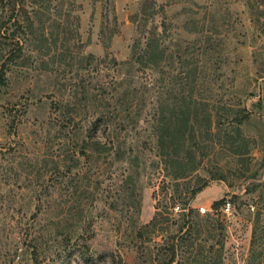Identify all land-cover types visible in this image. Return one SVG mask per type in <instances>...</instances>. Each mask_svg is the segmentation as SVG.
Wrapping results in <instances>:
<instances>
[{"label": "rangeland", "instance_id": "rangeland-1", "mask_svg": "<svg viewBox=\"0 0 264 264\" xmlns=\"http://www.w3.org/2000/svg\"><path fill=\"white\" fill-rule=\"evenodd\" d=\"M9 2L0 0V16ZM24 7L0 33V70L23 48L0 78V264H264V0H26ZM149 33L162 37L169 79L188 60L206 61L189 117L198 139L183 114L161 131L165 150L182 151L181 160H161L144 120L111 142L101 127L102 143L82 149L90 115L118 86L113 78L146 79L148 71L125 62ZM239 106L248 116L241 125Z\"/></svg>", "mask_w": 264, "mask_h": 264}, {"label": "trees", "instance_id": "trees-1", "mask_svg": "<svg viewBox=\"0 0 264 264\" xmlns=\"http://www.w3.org/2000/svg\"><path fill=\"white\" fill-rule=\"evenodd\" d=\"M25 1L26 0H10L9 8L7 11L8 15L0 16V33L1 31H3V27H5L7 23L12 21L13 18L18 20V16L21 12V3L22 11L25 10ZM29 24H31V22L28 23V25ZM141 35H147L144 36L146 39L143 42L144 46L141 43V38L143 36L137 38L134 42V49L132 51L131 57L125 63L131 67L137 66L138 70L144 69L145 71H148L146 72V79L137 81L134 85H132V78L127 79L126 77L125 79L121 80L113 78L112 84H118V86H116V89L112 91L110 96L106 95L103 97L105 99V108L96 110L92 112V116L90 115V124L92 126L90 125V129L85 136L86 139L83 140L84 143H82L81 147L82 149H85L90 145L89 143H93V141H96L98 145L99 142L102 143L101 140H95V137L97 135L96 133L101 129V127H103L102 129L104 130V132L106 131L107 137L110 139V141H108L111 142L113 141V138L119 137L118 133H120V131L128 132L138 129L139 125L144 120V122L151 124V127L153 129L152 133L154 134L153 139L156 140L157 147L159 149L157 155L160 156L161 160H164V163H166L167 160L171 158L181 160V156L183 155L182 151L178 150L173 154L172 152L165 150L164 141L166 140L167 136L161 131L165 128L171 129L172 126L170 124L172 123L174 118H177V120H174V122L176 121V123L178 124L179 120L181 119V115L183 118V114H185V120L187 125H189V131L192 139H198L199 135L197 134V132H199V129H197L195 122L189 119V117L191 110L193 108H198L197 103L199 102V100L198 98L194 97V93L197 94L200 90L201 82L196 77V75L201 71L199 69V65L203 66L204 62L206 61L204 59H200L199 57L195 60H188L186 64L182 65L183 67L188 69L183 70L184 68L182 69V67L178 68L176 72H172L173 76L171 77V79H169L168 72L164 68L165 64H163V55L166 51L165 48L161 45L162 37L160 38L159 36H155V33ZM205 42H207V40ZM205 42L203 43L204 45H200V53H202L203 55L209 53ZM21 52H23V48H20L19 50L14 49L10 52V55L7 59L14 61L22 55ZM180 57L183 56L180 55ZM7 59L3 62L0 70V78L2 82L5 81L8 69L6 64ZM183 61L185 60L182 59V62ZM117 64L119 65L120 63L117 61ZM157 74L159 76L158 78H156ZM154 80H156L155 83ZM150 82L151 85L149 84ZM153 84H155L154 87H156L157 99L156 105L153 108V117L148 118L146 115L143 116V113L144 109L147 108V92L152 89ZM222 105L223 109L226 111L234 110L233 106L231 104H228L227 102H223ZM212 109L213 108H210L208 112L209 116H212ZM245 110L246 108L240 106L239 109H236V112L239 114V125L243 124L245 120L247 121L248 116L246 117L244 116V114H242L245 113ZM196 114L197 112H195V115ZM243 117H245V119ZM116 121V125H113V123H115ZM207 121L209 123V130L212 128V118L210 117ZM115 130H117L116 133H114ZM114 134H116L115 137ZM116 144L117 142H112V146H110L112 149L117 146L119 151L120 147ZM83 153L88 155V157L91 156V152ZM201 189L202 188L199 187L198 190H193L192 195L195 196L198 192L201 191ZM226 202V197H223L220 200L214 201L213 207L219 208ZM190 214L191 210L188 209L185 215L189 216ZM165 264H171V260Z\"/></svg>", "mask_w": 264, "mask_h": 264}, {"label": "built area", "instance_id": "built-area-1", "mask_svg": "<svg viewBox=\"0 0 264 264\" xmlns=\"http://www.w3.org/2000/svg\"><path fill=\"white\" fill-rule=\"evenodd\" d=\"M226 207H227V209H229V208L231 207L230 202H228V203L226 204ZM173 208H174L175 211H180V210H182L180 204H177L176 206L174 205ZM199 209H200V211H202V212L209 211V208H207V207L204 206V205H200V206H199Z\"/></svg>", "mask_w": 264, "mask_h": 264}]
</instances>
